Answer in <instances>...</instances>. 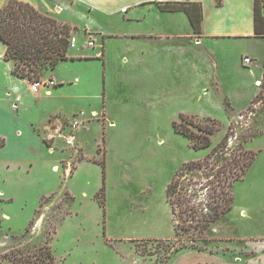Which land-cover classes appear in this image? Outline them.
Listing matches in <instances>:
<instances>
[{
    "label": "rangeland",
    "instance_id": "rangeland-1",
    "mask_svg": "<svg viewBox=\"0 0 264 264\" xmlns=\"http://www.w3.org/2000/svg\"><path fill=\"white\" fill-rule=\"evenodd\" d=\"M133 1L32 4L70 26L68 58H76L70 52L78 48L98 55L60 62L54 69L55 75L78 77V82L61 85L68 95L62 99L61 136L49 138L44 126H35L39 138L35 133L26 141L5 138L0 264H8L18 248L40 246L51 249L57 264H264V59L256 95L247 106L253 77L236 66L246 50L258 69L262 45L256 38L204 36L197 44V34L189 37L192 30L181 19L158 14L153 3L132 6ZM223 1L227 7L213 10L209 28L219 24L227 29L229 18L244 19L236 7L241 0ZM119 3L129 5L117 11ZM261 4L264 13V0ZM158 18L168 24V36L131 39L121 34L147 33ZM96 30L111 34L102 37ZM73 37L83 47H70ZM89 40L92 47L84 44ZM49 73L28 80H45ZM180 115L194 132L199 131L196 125L215 128L208 146L194 149L188 137L175 131L173 121L181 122ZM74 116L81 122L71 131ZM223 137L232 149L256 152L232 183V206L204 230L177 228L176 234L180 220L171 212L167 185L185 162L202 159ZM183 174L194 177L188 170Z\"/></svg>",
    "mask_w": 264,
    "mask_h": 264
},
{
    "label": "trees",
    "instance_id": "trees-1",
    "mask_svg": "<svg viewBox=\"0 0 264 264\" xmlns=\"http://www.w3.org/2000/svg\"><path fill=\"white\" fill-rule=\"evenodd\" d=\"M158 6L162 10L184 12L192 32L200 33L203 11L200 2L164 1L158 2ZM253 29L256 36H264L261 0H253ZM69 32L70 26L66 22H57L36 10L28 1L7 0L0 6V39L6 44L5 58L13 61L12 72L20 78L30 80L34 75L38 78L45 70L53 69L60 60L67 59ZM26 71H33V74ZM180 119L181 122L173 121V127L189 138L194 149L210 144L209 134L215 128L196 125L199 131L194 132L184 125L185 115H180ZM212 122L216 124L215 120ZM4 144L5 139L0 136V150ZM255 154L241 146L228 147L227 139L223 137L202 159L185 162L166 188L171 212L175 219L180 220L175 233L178 234L177 228L202 231L230 210L232 183L243 176ZM184 170L192 174L196 171L194 177H183ZM8 264L57 263L51 249L40 246L34 251L16 249Z\"/></svg>",
    "mask_w": 264,
    "mask_h": 264
},
{
    "label": "crops",
    "instance_id": "crops-1",
    "mask_svg": "<svg viewBox=\"0 0 264 264\" xmlns=\"http://www.w3.org/2000/svg\"><path fill=\"white\" fill-rule=\"evenodd\" d=\"M29 3L36 5V0H25ZM164 1H178V0H134L132 2V6L136 5H150L153 3L156 8L158 9L157 12L166 14L172 18L181 19L191 30L192 27L190 22L186 16V14L182 11H167L162 10L158 6V2ZM184 1H198L202 5V20L200 24V33L197 34L195 37L194 42L199 43L201 36L204 37H216V38H223L226 39H235L236 41H252V39H258L262 45V49L264 52V38L262 36H256L254 34L253 29V0H241L236 4V7L240 9L245 15L244 19H240L238 22H233L231 18L226 20L225 27L215 24L211 28L208 26L209 16L216 9H223L226 8L228 3H225L223 0H220V3L216 2V0H210L209 2H204L203 0H184ZM3 0H0V6L2 5ZM210 3V4H208ZM129 5V3H119L115 6L116 10L120 8L121 11H125V6ZM231 5V3H229ZM163 17V16H162ZM175 22V21H174ZM157 24V25H156ZM151 24L149 31L147 33H143L138 29H134L133 33H121L123 37L127 38H160L163 36L169 35V28L168 24L164 25L163 20L160 21L158 18V23ZM84 27V26H83ZM95 31V30H94ZM98 34L102 37L110 35L111 33H103V31L96 30ZM194 34L191 32L188 36ZM112 37L120 36V34H112ZM194 36V35H193ZM198 41V42H197ZM86 44V43H84ZM87 45V44H86ZM83 47V43L76 41L75 46L73 48ZM80 48L76 51H71L70 55H74L76 58H67L64 60H60V62H64L67 60H82L87 58H96L97 52L95 51L93 54H84L78 52ZM103 52V51H102ZM6 53V44L0 39V136L5 138H11L12 140H20L26 141L28 135H32L35 133L36 136L39 138L38 128L34 129V127L44 126L46 130H44L43 135H49L48 137L52 136H61V131L58 133V129L62 127L64 130V120H65V113L64 108L65 104L63 103L64 98H68L67 94L63 91L64 84L70 82H78V77L74 75L72 78V74L67 75H55L54 69L58 65L50 70L49 78L54 82L53 86L49 88L40 89L37 92H32L29 88V80L27 78H20L16 76L13 72V61L10 59L5 58ZM243 54L249 55L248 51H243ZM245 55V56H247ZM104 56V55H103ZM241 56V54L239 55ZM250 56V55H249ZM242 57V56H241ZM263 59L264 55L260 57V67L258 66L257 69V59H253L250 57V62L245 64L241 59L238 61L236 66L238 65L241 70H247L248 74L252 79L253 85V94L250 95V99L248 103L253 99L256 92V86L259 84V79L262 76L263 71ZM260 68V69H259ZM257 70V71H256ZM257 74H256V72ZM218 80H215L217 84ZM6 93H9L7 96ZM227 97V96H226ZM228 99V97H227ZM229 101V99H228ZM230 103V101H229ZM231 104V103H230ZM244 106V107H246ZM233 107V106H232ZM243 107V108H244ZM234 108V107H233ZM30 111H35V115L32 114V117L24 116V114ZM37 114L39 115H36ZM33 113V112H32ZM43 127V128H44ZM36 130V131H35ZM57 132V133H56ZM46 133V134H45ZM34 134V135H35ZM42 135V136H43ZM64 136V135H63ZM6 144V141H5ZM3 148V147H2ZM1 148V149H2ZM0 152H2L0 150ZM17 160L22 161V159L17 158ZM217 263V262H216Z\"/></svg>",
    "mask_w": 264,
    "mask_h": 264
},
{
    "label": "built area",
    "instance_id": "built-area-1",
    "mask_svg": "<svg viewBox=\"0 0 264 264\" xmlns=\"http://www.w3.org/2000/svg\"><path fill=\"white\" fill-rule=\"evenodd\" d=\"M75 38H71L70 39V47H74L75 46ZM86 44L88 46H93L94 45V42L92 40H89L86 42ZM243 62L245 64L249 63L250 62V58L248 56H244L243 57ZM54 85V82L51 80V79H45V80H35V81H32V82H29V88L32 92H37L39 89H47L49 88L50 86H53ZM7 95H9V93H7ZM84 113L82 111L79 112V115L82 116ZM76 115V114H75ZM81 122V119H79L77 116H74L71 121H70V128H71V131H74L78 128L79 124ZM69 138H73L72 134H70V137ZM69 138L67 139L66 142H71V139L69 140Z\"/></svg>",
    "mask_w": 264,
    "mask_h": 264
},
{
    "label": "bare ground",
    "instance_id": "bare-ground-1",
    "mask_svg": "<svg viewBox=\"0 0 264 264\" xmlns=\"http://www.w3.org/2000/svg\"><path fill=\"white\" fill-rule=\"evenodd\" d=\"M52 170H53V171L57 170V167L52 166Z\"/></svg>",
    "mask_w": 264,
    "mask_h": 264
}]
</instances>
